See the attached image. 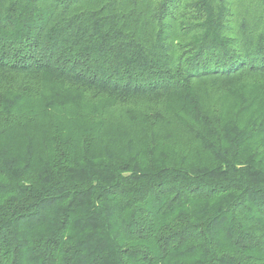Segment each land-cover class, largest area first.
Instances as JSON below:
<instances>
[{
	"label": "trees",
	"instance_id": "trees-1",
	"mask_svg": "<svg viewBox=\"0 0 264 264\" xmlns=\"http://www.w3.org/2000/svg\"><path fill=\"white\" fill-rule=\"evenodd\" d=\"M6 75L52 84L39 113L163 104L211 162H175L163 111L7 141L35 115L0 94V264H264V0H0Z\"/></svg>",
	"mask_w": 264,
	"mask_h": 264
},
{
	"label": "rangeland",
	"instance_id": "rangeland-1",
	"mask_svg": "<svg viewBox=\"0 0 264 264\" xmlns=\"http://www.w3.org/2000/svg\"><path fill=\"white\" fill-rule=\"evenodd\" d=\"M259 82V81H256ZM242 84H249L247 87V91L250 90V87L252 85V81L249 82H241ZM204 85V84H203ZM209 85V84H207ZM199 88L202 92L205 90L203 88H206L205 86H199L197 85L196 88ZM258 87V86H257ZM53 89L52 84L47 83L46 81H42L38 77H32L29 75H21L18 76L16 79L13 80L12 77L9 75L6 76H0V94L4 95L5 97L10 96H24L23 100H27L28 104H22L21 110L22 113L25 111L32 110L34 112L35 117L31 115L27 119H23L20 126H17L16 128L10 130L5 135V138L7 141L10 140H17L16 136L18 137V134L23 132L24 130L29 129L34 123L38 129L36 131V135L33 136L34 142L37 141V138L40 142H42V138L37 136V132L40 130H47L48 127H51V129H54L55 126H61L64 124L66 126H69V122L71 121L74 125V121L78 119L77 121V127L80 126V128L83 127H91L94 122H98L99 120L102 121L107 128H109L110 124L113 122H121L125 123L129 120L128 115H130L127 110H132V114H136L137 117L140 116L139 113H145V115L149 113H154L157 111H163V115L166 118H170L171 125L170 130L172 133V140L176 143L175 146L182 147V149H177L179 151H175L176 156L174 157L175 162L177 163H184L185 166H199L204 165L209 162H211L210 157L208 154H206L201 148L198 146H195L191 152L186 155L187 148L189 149L191 145V141L193 140L192 135L189 134V130L183 127H180V124L177 123V121L174 122L175 115L174 112L164 109L165 107H162L163 104L155 105L151 103H144L142 101H139L138 103L134 102H125L126 109H124V105L118 101L110 100L106 97H99L96 98V100L86 97L83 102H81V108L78 111L76 108H70V107H64V108H56L51 114H45L43 112L39 113V108L41 105H43V99L46 98L47 95H50L51 90ZM224 88L217 89V91L211 95L208 96V90L203 92V100L204 97H206L207 102L211 104L212 107L215 108L218 112H225L227 114H232V98L228 96V94L223 90ZM214 92V91H213ZM22 93L24 95H22ZM249 94L248 92L245 93V95ZM227 96V97H226ZM109 105H113L110 110H106ZM139 106L143 107L142 111H137L133 108H138ZM152 108V109H151ZM163 108V109H161ZM161 109V110H160ZM227 109V110H226ZM107 114V115H105ZM79 116H85L82 119H79ZM247 117V114L244 115L242 118L245 121ZM13 123H10L9 128L12 127ZM95 124V123H94ZM79 128V129H80ZM29 139V138H28ZM15 144V143H14ZM82 144V143H81ZM16 145V144H15ZM25 146V145H23ZM16 147H18L16 145ZM19 148V147H18ZM37 148V146H36ZM182 160V162H181Z\"/></svg>",
	"mask_w": 264,
	"mask_h": 264
}]
</instances>
